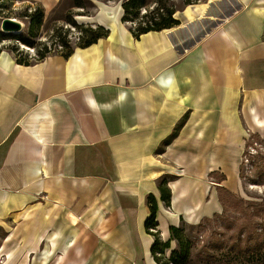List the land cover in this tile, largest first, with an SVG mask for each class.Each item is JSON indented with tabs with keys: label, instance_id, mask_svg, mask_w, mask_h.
Instances as JSON below:
<instances>
[{
	"label": "crops",
	"instance_id": "0c3cea01",
	"mask_svg": "<svg viewBox=\"0 0 264 264\" xmlns=\"http://www.w3.org/2000/svg\"><path fill=\"white\" fill-rule=\"evenodd\" d=\"M93 9L74 18L106 32L88 46L0 52V264H157L153 232L221 214L247 135L264 144V0L187 3L141 34L122 1Z\"/></svg>",
	"mask_w": 264,
	"mask_h": 264
},
{
	"label": "rangeland",
	"instance_id": "374dc122",
	"mask_svg": "<svg viewBox=\"0 0 264 264\" xmlns=\"http://www.w3.org/2000/svg\"><path fill=\"white\" fill-rule=\"evenodd\" d=\"M106 1L109 3L114 0H61L58 7L45 17L35 5L18 6L5 0L0 11V22L3 18L15 19L14 21L20 24V29L0 30V52H10L18 60L26 56L28 62L38 61L42 53L46 56L53 53L65 55L75 46L81 45L83 39L88 38L85 30L90 26H80L74 18L93 12L95 2ZM118 1L124 3L128 0ZM188 1L193 3L200 0ZM186 2L141 0L142 7L137 9V13L133 12L129 24L135 28L138 23L158 19L157 15H154L156 11H159L160 15L165 14L167 11L182 8ZM78 3L81 7H77ZM28 7L31 8L30 11ZM37 11L43 15L40 25L33 19L38 14ZM79 36L83 38L81 42L77 40ZM251 138L245 143L244 153L250 161L249 164H241L240 193L223 196L225 206L218 218L203 221L196 226H180L171 244L168 247H160L156 253L160 263L175 264L174 260L185 259L184 264H230L233 263L232 259H229L233 253L228 252L233 243L237 242L236 237H239L242 246L245 243L250 245L252 234L247 231H252L254 225L256 232L261 233L264 230L261 216V211H264V144L257 137ZM248 147H253L256 152L249 155Z\"/></svg>",
	"mask_w": 264,
	"mask_h": 264
},
{
	"label": "trees",
	"instance_id": "16d2710c",
	"mask_svg": "<svg viewBox=\"0 0 264 264\" xmlns=\"http://www.w3.org/2000/svg\"><path fill=\"white\" fill-rule=\"evenodd\" d=\"M5 0H0V11H2V3ZM8 1H13V0H8ZM186 4L190 3L188 0H186ZM141 0H128L125 1L123 3V9H124V17H123V21L125 22H129L131 21V16L133 15V12L135 11V13H137V9L142 7L140 5ZM77 7H81V4H77ZM30 7H28L29 9ZM38 14L36 15V17H34L33 19H35L36 23L40 25L41 23V19H42V13H40V11H37ZM155 12V11H154ZM159 12V11H158ZM158 12L156 11L154 13V15H157L158 19H151L149 22H144V23H138V26L135 27L134 29H131L135 34H141V33H145L148 31H159L162 29H166V28H170L171 26L176 24V21H174L172 19V13L173 11H167L165 14H158ZM88 28V27H87ZM86 34L88 35L87 39H83L79 36V41H82V44L79 46H88L92 43H94L97 39L101 38L102 36L105 35V31L102 30L101 28H92L89 27L87 30H85ZM71 52V50L65 54L68 55ZM47 53V52H44ZM46 55H44L43 53L40 54L39 56V60L44 58ZM17 61L19 63L22 64H27V57L22 56V59ZM221 201L223 202V206H225V201L223 199V197L221 196ZM262 212V219L264 221V211ZM256 213L258 214V211H256ZM220 215V214H219ZM219 215H214L211 219H205L204 221H209L212 219H216L218 218ZM203 222V221H202ZM201 222V223H202ZM154 212L152 217L147 221V226L151 227L154 226ZM179 228H171V240H173L175 238V235L178 233ZM256 225L253 226V230L252 231H247L249 233L252 234V244H248L245 243L243 246L240 243L239 237H236L237 242L233 243V245L231 246V248L229 249L228 253H233L232 257L229 258L230 260L232 259L233 263L230 264H264V230L260 232H256ZM151 231H154L153 228H151ZM156 233L153 232V235L155 236V243L152 247V255L155 259V261L157 262V264H162L160 263V261L157 259L156 257V253L158 252L159 248H163V247H168L170 244L168 242L163 243L159 240L158 236L155 235ZM263 235V236H262ZM163 243V245H160V243ZM175 264H184L185 263V259L183 260H174Z\"/></svg>",
	"mask_w": 264,
	"mask_h": 264
},
{
	"label": "water",
	"instance_id": "95a60500",
	"mask_svg": "<svg viewBox=\"0 0 264 264\" xmlns=\"http://www.w3.org/2000/svg\"><path fill=\"white\" fill-rule=\"evenodd\" d=\"M14 19L11 18H3L0 22V30L1 31H13L20 29L18 23L13 21Z\"/></svg>",
	"mask_w": 264,
	"mask_h": 264
},
{
	"label": "built area",
	"instance_id": "2783aa9c",
	"mask_svg": "<svg viewBox=\"0 0 264 264\" xmlns=\"http://www.w3.org/2000/svg\"><path fill=\"white\" fill-rule=\"evenodd\" d=\"M108 1H110V0H108ZM30 9H29V11H30ZM131 28H132V26H131ZM132 29H134V27ZM77 40H79V39H77ZM250 139H252L251 136L247 135L246 142L249 141ZM254 144L256 145V143H254ZM248 148H249V152H248L249 155H253L254 152H256L253 147H248ZM249 161L250 160L247 158V155L245 153H243L242 159H241V164H249Z\"/></svg>",
	"mask_w": 264,
	"mask_h": 264
},
{
	"label": "bare ground",
	"instance_id": "6f19581e",
	"mask_svg": "<svg viewBox=\"0 0 264 264\" xmlns=\"http://www.w3.org/2000/svg\"><path fill=\"white\" fill-rule=\"evenodd\" d=\"M14 21V20H13ZM16 22V21H15ZM17 23V22H16ZM19 24V23H18ZM19 26H20V24H19Z\"/></svg>",
	"mask_w": 264,
	"mask_h": 264
}]
</instances>
